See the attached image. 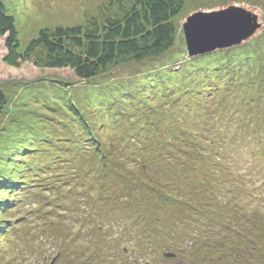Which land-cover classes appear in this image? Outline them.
I'll return each mask as SVG.
<instances>
[{
    "label": "rangeland",
    "instance_id": "obj_1",
    "mask_svg": "<svg viewBox=\"0 0 264 264\" xmlns=\"http://www.w3.org/2000/svg\"><path fill=\"white\" fill-rule=\"evenodd\" d=\"M112 1L3 0L0 264H264V0H184L168 53L91 80L26 56ZM233 5L258 34L190 57L186 19Z\"/></svg>",
    "mask_w": 264,
    "mask_h": 264
},
{
    "label": "trees",
    "instance_id": "obj_2",
    "mask_svg": "<svg viewBox=\"0 0 264 264\" xmlns=\"http://www.w3.org/2000/svg\"><path fill=\"white\" fill-rule=\"evenodd\" d=\"M184 4V0H113L107 11L101 8V18H91L86 26L41 30L25 54L39 55L41 58L35 62L38 66L70 69L78 79L91 80L110 67L140 64L168 53L174 46L177 31L173 19ZM114 8L117 11L112 14ZM0 37L6 38L9 53L19 47L16 21L8 14L3 0H0ZM252 84L264 85V80L261 84L254 80ZM5 105L6 98L0 90V114ZM177 247L166 245L162 249L177 250Z\"/></svg>",
    "mask_w": 264,
    "mask_h": 264
},
{
    "label": "water",
    "instance_id": "obj_3",
    "mask_svg": "<svg viewBox=\"0 0 264 264\" xmlns=\"http://www.w3.org/2000/svg\"><path fill=\"white\" fill-rule=\"evenodd\" d=\"M187 51L197 57L242 45L261 29L259 16L245 7L230 6L214 12H196L183 24Z\"/></svg>",
    "mask_w": 264,
    "mask_h": 264
},
{
    "label": "bare ground",
    "instance_id": "obj_4",
    "mask_svg": "<svg viewBox=\"0 0 264 264\" xmlns=\"http://www.w3.org/2000/svg\"><path fill=\"white\" fill-rule=\"evenodd\" d=\"M261 81V80H260ZM36 228V227H35Z\"/></svg>",
    "mask_w": 264,
    "mask_h": 264
}]
</instances>
